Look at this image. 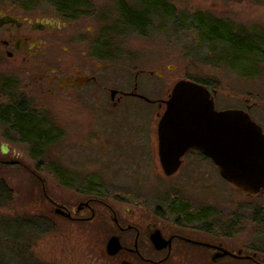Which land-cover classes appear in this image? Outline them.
Returning <instances> with one entry per match:
<instances>
[{
    "label": "rangeland",
    "instance_id": "1",
    "mask_svg": "<svg viewBox=\"0 0 264 264\" xmlns=\"http://www.w3.org/2000/svg\"><path fill=\"white\" fill-rule=\"evenodd\" d=\"M25 1L27 0H0V10L9 9L11 4L18 3L21 6ZM28 1L31 4L25 8L31 13H46L47 16L53 13L49 0ZM86 1L89 15L66 29L69 39H62L57 49L52 46L47 48V65L51 64L55 56L65 58L62 48L69 44L73 47L79 40L99 38L98 34L104 25V20L99 15L105 17L104 12L109 9L111 2ZM37 13L32 15H38ZM110 16L115 23L118 15L112 12ZM231 17L233 24H237L234 25L233 34L238 40H242L248 33L256 38L260 34L264 38V13L258 9L239 11ZM212 22H216V26L222 24L219 21ZM115 24L118 37L125 44L121 48L124 53L139 55V59L152 57L155 61L150 62L148 59L136 63H107V74L113 76L116 73V78L122 82L127 78L132 81L133 77L130 78L128 71L137 65L139 69L144 68L145 72L150 68L155 72L163 71L168 83L170 80L191 79L192 82L215 91L214 104L217 109L242 110L264 132V56L259 57L255 52L247 57L238 56L233 51L232 39L228 40V36L220 32L217 34L221 35L222 42L203 43L200 38H210L211 31L207 33V30H197L193 26L194 22L191 23L189 19L185 22L186 29L179 30L167 20L152 19L153 30L147 31L145 37L134 35ZM163 24L164 29L161 30ZM241 25H245V28L239 27ZM157 57L162 61L157 62ZM26 72L17 59H8L4 52L0 53V83L8 87L7 95L17 99L18 93L14 88L34 85L40 74L39 70L31 69L30 74ZM138 78L137 88L140 93L153 92L163 83V79L156 76L140 74ZM92 88L93 85L89 84L88 89ZM23 94L28 97L29 103L36 105L53 119L54 125L64 134L54 137L56 128L51 127L53 133L50 143L44 146L37 158H33L28 145L19 142L14 133L0 123V148L3 145L8 151L7 154L0 152V179L12 191L10 211L6 212V216L37 222L32 240V255L37 262L111 264L94 253L90 242H95V235L87 232L80 224H72L55 216L48 198L73 207L85 196L93 195L121 212L156 215L164 212L162 208L168 203L169 193H180V199L194 203L210 215L207 223H199L196 227L210 226V222H213L218 238L256 254L254 261H224L220 264H264V192L250 196L227 184L216 170L204 162L195 172L198 187H193L185 170L166 179L157 158H117L100 152L99 138L88 136V128L97 125L98 119L102 118L97 114L99 112L92 111L91 106L99 99L95 98V101L92 92L84 108L73 106L67 99L66 92L62 93L65 99H56L45 92L26 91ZM125 102L136 105L135 100L127 99ZM137 111L123 109L119 111L118 119L130 124L145 125L147 121L152 122L156 118L150 110ZM115 123L113 127L119 128L121 122L118 120ZM98 127L94 130L96 135L100 134L96 130ZM86 185L90 187L86 188ZM24 244L20 239L17 247L19 245L22 248ZM5 263L11 264L10 260ZM202 263L201 261L200 264ZM176 264L198 262L189 259L179 260Z\"/></svg>",
    "mask_w": 264,
    "mask_h": 264
},
{
    "label": "flooded vegetation",
    "instance_id": "2",
    "mask_svg": "<svg viewBox=\"0 0 264 264\" xmlns=\"http://www.w3.org/2000/svg\"><path fill=\"white\" fill-rule=\"evenodd\" d=\"M105 1L106 3L111 2V6L104 12L105 17L99 15V18L104 20V25L98 34L99 38L90 41L79 40L78 43L73 44V47L69 44L62 48L66 55L65 58L55 56L50 65H47L49 59L47 48L52 46L57 49L62 39L64 41L69 39L66 29L73 27L78 23L77 21H80L79 19L83 20L89 15L88 2L86 0H49L53 8V13L48 14L49 16L46 13L39 15L37 12L38 15H32L36 13L27 11L26 8L31 4L28 0L20 4L21 6L18 3L17 5L11 4L8 6L11 10H0V53L4 52L8 59H17L27 71L26 74H30L31 69L39 70L40 74L33 86H25L21 89L16 87L14 90L18 93L17 98L21 100L19 105L28 110L29 114L42 117V120H46L44 122L50 125L49 139L53 133L51 127L56 128L54 137L64 134H61L60 129L54 125L53 119L51 120L39 107L27 101L28 97L23 92H45L56 99H65L62 93L66 92L69 102L73 106L82 108L85 107L92 92L95 101H97L95 98L99 97L98 102L91 106L92 111L99 112L97 114L103 119H98L97 125L88 128V136L99 138L100 152L117 158H157L159 161L157 126L166 108L165 101L168 100L173 86L178 81H191V79L182 78L174 82L170 80L168 83L163 71L155 72L150 68L145 72L144 68L139 69L137 65L132 66L128 71L129 75L131 74L130 78L133 77L132 81L127 78L125 82H122L116 78V73L113 76L107 74V63H136L148 61V59L150 62L155 61L152 57H145L143 60L139 59L141 58L139 55H133L131 52L130 54L124 53L121 48L125 44L118 37L115 23L134 35L145 37L147 31L153 30L152 19L167 20L178 30L179 28L186 29L185 22L189 19L191 23L194 22L193 26L198 28L197 30L204 29L207 33L211 31L210 38H200L203 43L222 42V39L216 36L215 31H221L228 36V40L234 41L236 36L233 30L234 25L237 24H233L231 15L239 11H254L255 9L264 13V0ZM37 5L41 6L39 3ZM112 12L118 15L115 23L111 21ZM212 21H219L222 24L216 26L217 23ZM244 26L239 27L245 28ZM162 29H164V24L161 25ZM259 35L256 38L248 33L244 35L242 41L252 42L257 48V55L262 57L264 56L262 48L264 38ZM236 57L235 59H238ZM156 61L161 62L162 60L157 57ZM26 66H29V69H26ZM140 74L156 76L163 79V83L153 92L140 93L137 88ZM89 84L93 85L92 89H88ZM209 91L214 100L215 91ZM127 99L135 100L136 105L126 103ZM126 108L134 112L150 110L156 118L152 122L147 121L145 125L143 123L130 124L126 120L118 119L119 111ZM214 109L216 111L229 110H219L215 104ZM118 120L121 125L119 128H114V123ZM96 127H98L96 130L100 133L99 135L94 134ZM262 133L264 134L263 130ZM101 134L104 135L101 136ZM202 162L218 172L217 167L209 158L192 149L186 151L180 158V165L173 175L165 176L160 162L159 166L166 179L185 170L190 185L198 187L195 172ZM86 186V188L90 187ZM167 199L168 203L162 208L164 212L156 215H143L132 211L121 212L93 195L85 196L73 207L59 204L49 198L48 203L55 216L72 224H80L86 228L87 232H92L96 237L95 242L92 240L90 242L94 253L111 264H176L179 260L189 259L196 260L198 264L201 261L202 264L254 261L255 253L227 244L225 239L218 238L213 222H210V226L196 227L199 223H207L210 215L200 210L201 208L194 203H189L184 198L180 199V193H169ZM81 203H87V206L79 210L77 207ZM56 207L64 209L70 218L55 214ZM111 239H116L119 250L116 254L109 256L106 247ZM221 250L227 251L229 255L218 257Z\"/></svg>",
    "mask_w": 264,
    "mask_h": 264
},
{
    "label": "water",
    "instance_id": "3",
    "mask_svg": "<svg viewBox=\"0 0 264 264\" xmlns=\"http://www.w3.org/2000/svg\"><path fill=\"white\" fill-rule=\"evenodd\" d=\"M165 106L157 126L159 162L165 176L173 175L180 158L192 149L209 158L220 177L237 189L250 195L264 192V134L247 113L216 111L211 93L185 80L173 86ZM0 152L8 151L2 145ZM86 206L81 203L77 209ZM54 213L70 218L62 208L56 207ZM106 250L109 256L117 253L116 239L108 242ZM226 255L221 250L218 257Z\"/></svg>",
    "mask_w": 264,
    "mask_h": 264
},
{
    "label": "trees",
    "instance_id": "4",
    "mask_svg": "<svg viewBox=\"0 0 264 264\" xmlns=\"http://www.w3.org/2000/svg\"><path fill=\"white\" fill-rule=\"evenodd\" d=\"M216 36L221 37L220 34ZM232 43L233 51L238 56L247 57L254 52L257 53V48L252 42L236 38ZM262 48L264 50V42ZM7 89L6 85L0 83V123L7 126L19 142L28 145L31 157L37 158L44 146L50 143V125L44 122L42 117L29 114L28 110L19 105L20 99L7 95L9 92ZM11 193L4 180L0 179V264H6V260H10L11 264L39 263L32 255V240L37 222L21 220L17 216L12 218L6 216L8 214L6 212L10 211ZM20 239L25 243L22 248L19 245L17 247Z\"/></svg>",
    "mask_w": 264,
    "mask_h": 264
}]
</instances>
